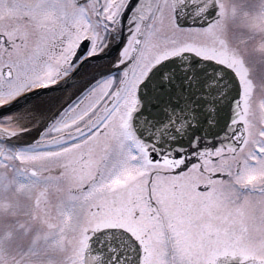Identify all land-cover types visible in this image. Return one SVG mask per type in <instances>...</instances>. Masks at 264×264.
Listing matches in <instances>:
<instances>
[{"label":"snow or ice","instance_id":"snow-or-ice-1","mask_svg":"<svg viewBox=\"0 0 264 264\" xmlns=\"http://www.w3.org/2000/svg\"><path fill=\"white\" fill-rule=\"evenodd\" d=\"M0 264H264V0H0Z\"/></svg>","mask_w":264,"mask_h":264}]
</instances>
